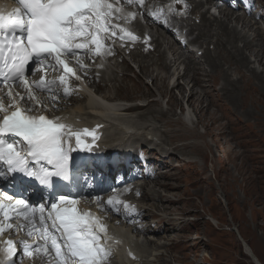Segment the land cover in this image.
Segmentation results:
<instances>
[{
	"label": "snow or ice",
	"instance_id": "obj_1",
	"mask_svg": "<svg viewBox=\"0 0 264 264\" xmlns=\"http://www.w3.org/2000/svg\"><path fill=\"white\" fill-rule=\"evenodd\" d=\"M19 5L13 11L4 13L0 11V83L8 88V103L5 105L4 97L0 96V165L6 166V172L0 171V179L8 180L7 173H21L23 177L38 182L45 190L53 187V178L69 180L70 153L75 151L69 145V140L74 136L77 146H83L91 150V146L83 144L81 133L74 131L70 126L59 123L56 120L48 119L44 115L30 116L27 113L35 110L36 106L43 107L44 101L37 98L33 91V85L26 77V66L30 61L39 64L40 70L46 68L56 69L61 66L64 75L59 77V84L64 86V94H69L65 76L73 73L66 60L69 57L83 54L77 50L89 48L88 43H79L80 40H91L95 46L94 54L100 55L102 44L97 37L103 31H112L108 21L113 12L120 9L113 8L108 0H15ZM139 3L141 6L144 0H129ZM132 18L135 14H130ZM127 19V18H126ZM125 35L135 40L131 32L120 29ZM123 38V37H121ZM110 54V53H109ZM54 60L55 63H51ZM83 69L84 65L77 61ZM74 74V73H73ZM79 79V77H76ZM23 84L27 99L32 103L28 107H22L21 103L25 96L19 92H13L11 85ZM57 85L56 80L46 81L41 76L35 82V89L41 92L52 93V99L58 97L52 89ZM84 132L97 139L94 130L85 129ZM19 137L20 143L6 139V137ZM31 158L32 164H29ZM23 191L27 189L23 188ZM5 199H0V236L5 232L20 231L27 229V235L31 237L33 231L40 229L28 228L27 224H33L35 209L24 197L16 198L13 195L2 194ZM99 201V197H96ZM14 201V203H6ZM108 205L116 208L122 204L119 200L109 199ZM78 201L68 199L61 195L59 204L52 203L49 218L53 219V225L58 222L62 229L64 238L63 248L67 249L65 255L57 240H51V247L55 249L56 258L59 264H106L111 254L109 248L101 243L107 235V226L100 217L90 212H81L77 208ZM63 205V207H61ZM128 211L135 209L123 204ZM41 223L44 221L43 212L45 206L39 208ZM54 214V217H53ZM22 217V220L19 219ZM15 225V228H14ZM41 239L45 240L44 245L35 246L25 244L23 241L24 255L35 257L37 255H48L47 235L41 232ZM16 242L12 239L3 241V252L10 260L16 255ZM3 264V261H0Z\"/></svg>",
	"mask_w": 264,
	"mask_h": 264
},
{
	"label": "rangeland",
	"instance_id": "obj_2",
	"mask_svg": "<svg viewBox=\"0 0 264 264\" xmlns=\"http://www.w3.org/2000/svg\"><path fill=\"white\" fill-rule=\"evenodd\" d=\"M232 24L234 25L229 27L230 31L232 32L233 29H236L235 26H238L237 30L240 31L239 33L245 35L252 45L251 47L244 46V50L241 41H238L236 44V41H233L230 37H225L223 38V42L226 44L225 47L227 48L225 52L233 53L235 56H240L241 54L240 58H243L242 56L244 55L242 54L245 53L246 63L243 65L245 70L243 68L242 72L245 75L247 74V78L250 77L253 84L260 89L257 84L264 85V43L263 40L256 37V31L264 35V25L256 24L248 30L246 28L242 29L241 25H236L235 23H228V26ZM202 28L203 27H201L203 33L204 28ZM197 33H199V31ZM236 38L237 40L241 39L240 35ZM206 41L205 39V42ZM229 41L232 42V44ZM214 48V45H209V47H207L210 58L207 57L206 59H210L211 61H205L203 55L200 61H198L200 63V68L207 70V73L211 76H219L221 85L223 83V75H228L233 82L241 80V75L236 70L235 63L229 62L225 64L221 62V60H217L215 56L218 55V52H215ZM216 66H219L220 69L222 68L221 70H223L224 73L221 74V70L215 69ZM209 69L210 71H208ZM226 69L230 70L228 71ZM252 70L258 73L259 78L255 76ZM124 72H128L127 74L130 75L131 78H138L139 76L134 69H126ZM225 72H228V74H225ZM141 78L142 79L138 80L133 79V81L135 80V83H137L139 87H145L148 91H151L150 96L146 98L154 101L156 95L158 96L157 92L149 83V80L143 77ZM117 79H121V77ZM216 87L219 88L220 85H216ZM170 88L169 86V89ZM184 92H186V90ZM168 94L163 98L167 99V97H169L170 102L165 106V101L161 100L160 108L166 111L171 102L177 103V108L175 107L173 111L175 116L172 117V120L178 121V129L180 127L191 129L192 126H194L193 124H195L197 125L196 130L199 135L205 134L208 123L209 129H212L209 136L205 137L203 140L198 138H195L197 140H192L195 141L196 145L200 146L201 155L197 154L198 157L196 158L195 155L191 156V153L187 155L189 158L186 160L193 161L195 164L192 166L193 162H190L188 168L181 171L176 169L168 170V172H170L168 176L171 177L169 178L171 185L167 182L166 184L164 183L170 194H174L176 196L175 198L182 199L178 208L184 212L182 213L184 215L182 219L185 221V227L188 229L186 232L182 233V235L184 234L186 236L183 238L185 245H179L178 248H175L174 255H179V261L184 264H253L251 259H249L243 251L242 244L238 237L239 234L241 237L243 236L242 238L253 250L261 264H264V131L257 134L254 127L256 124L254 116L261 112L264 114V92L262 88L260 89L261 99L259 98V100L258 97H256L259 103H253L252 105L249 103L246 110L240 109V101L237 99L238 93L232 96L230 98V104L233 102V106L231 107L232 111L228 112L227 119L220 120L213 125H211V121L208 119V117L212 115V113H210L213 112L212 110L206 113H199L194 106L187 107V105L185 107L183 103L184 98H181L182 95L178 90L176 91V89ZM140 95L142 94L136 92L135 95H132L130 100L127 101L134 102L135 100L133 99L137 97V99H139ZM184 97H186V94H184ZM197 98L203 101L204 104H202V108L206 106L202 98ZM179 101H181V103H179ZM141 102L145 103V105L147 104V101ZM182 111L188 113L191 121L194 120L191 125L187 126L182 122ZM248 111L251 113L249 112V114ZM217 115L220 116V112H217ZM132 116L136 115L134 114ZM262 123H264V120H259V128ZM162 128L159 129V131L161 130L160 133L154 136L156 142H160L157 140H160L161 137L164 139L163 135H167L169 131V128L164 126ZM253 140L258 141V145L251 144L250 142ZM187 142H189V140H187ZM191 144L193 145L194 143ZM172 187H174V189ZM163 190L159 192L163 193ZM210 215L215 219H212ZM170 218H175V216H170ZM172 228L175 229L176 227ZM235 231H237V233ZM175 233L177 232H173L172 234ZM159 239V243H165L161 237ZM180 248L183 249L182 252H178ZM160 252L163 251L161 250ZM149 259L151 258L149 257ZM172 264H175L174 260Z\"/></svg>",
	"mask_w": 264,
	"mask_h": 264
},
{
	"label": "bare ground",
	"instance_id": "obj_3",
	"mask_svg": "<svg viewBox=\"0 0 264 264\" xmlns=\"http://www.w3.org/2000/svg\"><path fill=\"white\" fill-rule=\"evenodd\" d=\"M203 23H204V30L206 32V36L202 35L201 40H205L206 38H208V46L211 44L214 45L215 46L214 51L218 52V55L215 56L216 59L219 61L221 60V62H223L225 64L229 63V62L235 63L236 70L241 75V78H240L241 80H238L237 82H233L229 78L228 75H223V81H222L223 83L221 85L219 76H213V75L211 76V75H209V73H207V70L202 69V68H197V66H199L200 63L195 62L194 59H191L189 61V65H187L188 70L186 72H184L182 74L180 73L181 75L178 74V76L180 78L185 79V82H186L185 85L190 86L189 95H188V102H187L188 106L187 107L194 106L197 108V111L199 113L200 112L206 113V112H210L212 110L213 112H210V113H212V115H210V117H208V119H209V121H211V125H213L215 123H218L220 120H223V119L226 120L227 119L228 112L232 111L231 107L233 106V104H232L233 102L230 104V98L232 96H234L235 94L238 93L237 99H238V101H240V109L246 110L248 108L247 106L249 103H251V105L253 103H259L258 99L259 98L261 99L260 89L262 88V91L264 92V85L257 84L260 87V89H259L256 85L253 84L250 77L247 78V76H246L247 74L245 75L242 72V70L244 68L243 65L246 63L245 53L242 54V55H244V56H242L243 58H240L241 54H240V56H235L233 53L232 54L227 53V52H225V50L227 49L225 47L226 44L223 42V38L230 37L231 39H233V41H236L235 42L236 44L238 41H241L243 43V49L244 50H245L244 46H248V47L250 46L251 47L252 43L247 39V37L245 35L240 34L236 29H233V28H232L233 31L232 32L230 31L228 23L229 24L235 23L236 25H241L242 29L246 28L248 30H250L253 26L249 25V23H247L245 20H243L239 17L232 19L231 16H229V15H224V21L223 22H215L214 21V22L210 23L204 19ZM213 31L216 33L212 34ZM209 32H211V33L209 34ZM239 35H240L241 39L237 40L236 37ZM256 37H258L260 40H263V43H264V35L263 34L256 31ZM156 43L158 44V48H161L160 43L158 41ZM230 43L232 44V42H230ZM232 46H234V45H232ZM234 49H235V47H234ZM258 49H260V48H258ZM237 51H239V50H237ZM175 53H176V51L173 50L172 57H174ZM209 55L210 54L207 53L206 56L208 58H210ZM161 56H162V61H163L162 64L160 66L156 65L155 69H152V68L150 69V67H152L154 65V63H152L150 66L142 67L140 69V78L143 77V78H146L147 80L150 79L152 81V86L154 87L158 96L164 97L169 92L173 91V89H171V88L169 90V86L167 85V81L171 76V72H170L171 66H176L179 59L174 58V61L172 63L167 64L165 62V58H164L163 54H161ZM206 60H210V59H205V61ZM205 61H204V63H205ZM138 63L141 64V63H143V61L140 60ZM210 63H212V62H210ZM210 63H208V64H210ZM227 68H229V67H227ZM215 69L221 70L222 68L220 69L219 66H216ZM226 70L229 71L230 69H226ZM244 70H245V68H244ZM208 71H210V69ZM252 71H253V73H255V76L257 78H259L258 73L255 70H252ZM213 73H215V72H213ZM222 73H224L223 70H221V74ZM217 74H218V72H217ZM225 74H228V72H225ZM129 76L127 74H124V76L120 80H117V78H113L111 80L112 85L110 86V89L107 92H104L103 98H105L107 100L118 99V100L128 102L127 100H130L132 95H135L136 92H139L142 95L139 96V99H137L138 98L137 97L133 100L140 101V102L141 101H147V104L144 105V107H142V108L137 107V106L126 107L124 110H121V111H112V110H105V109H103V107H101L102 105L95 104L92 100H89L88 107H90L91 110H88L84 106H78L77 108H75L74 113H77L80 115H83V114L89 115V114L95 112L101 116L109 117V118H107V121L111 120L110 118H114L113 120L130 123L135 129H137L139 131H144V134L142 135V138H144V139H146V138L143 136H145L147 133H149V134L153 133L154 136H156V134L160 133L161 130L159 131V129L162 128L163 126L166 128H169L167 135H163L164 139L160 136L161 139L157 140L160 142H158V144L156 143L158 147L163 149V155L165 154L164 158L162 160V166H165L167 170L176 169L179 171L188 168L190 162L192 163L193 161H187L186 159L189 158L187 155L192 153L191 156L195 155L196 158L198 157L197 154L201 155L200 146L196 145L195 141H192V140H197L195 138L203 140L205 137H208L209 134L211 133V130H212V129H209V123L207 124V131L203 135H199V133H197V130H196L197 125H195V124H193L194 126H192L191 129L186 128V127H180L178 129V127H177L178 121L172 120V117L175 116V114H173V111H174L175 107L177 106V103L171 102L169 104L168 108L166 109V111L161 110V108L159 106V102L157 100L151 101L148 98H146V97L150 96L151 91H148L145 87H139L137 85V83H135V80H138V78H135V80L133 81V79H131ZM256 77H254V78H256ZM111 82H109V83H111ZM216 85H220V87L217 88ZM175 89L178 90L182 96L184 95V86L183 85H180L178 83L175 85ZM197 97L202 98L205 101L206 106H204L202 108V104H204V103L201 99H199ZM256 97H258V99ZM141 98H142V100H141ZM233 100H234V98H233ZM178 106H179V103H178ZM139 110H142V111L139 112ZM217 112H220L221 115L218 116L219 114L217 115ZM249 112L250 111H248V113ZM134 114L136 116H132ZM252 115H254V114H252ZM254 117H255L254 119L256 120V124L254 125V127L256 129V133L258 134L259 132L264 131V123H262L261 127L259 128V120H264V114H262V112H261V113H258L257 115H255ZM227 125H228V123H227ZM230 125H232V124H230ZM127 131H129V130H127ZM108 137L111 141H114V140L115 141L116 140L124 141L130 137V134L127 137H125L122 133L121 128L119 126L115 125L113 127L108 128ZM117 137H119V139H117ZM187 140H189V142H187ZM155 142H156V139H155ZM191 143H194V144L192 145ZM250 143L253 145H258V141H256V140H253ZM243 147H244V145H243ZM165 149H169L171 152H166ZM261 149H263V148H261ZM176 164H178V165H176ZM194 164L195 163L193 162L192 166ZM192 168H194V167H192ZM215 175H216V173H215ZM203 177H205V176H203ZM165 180L167 182V181H169V178L166 177ZM165 184L162 182L156 183V185L159 186L162 190L164 189L163 190L164 194L160 193L159 191H154L151 194H146L145 198L148 200H151V201H155V199H157V198L161 199L160 205L152 204V206H151L155 209H158L159 211H161L163 213L161 218L157 219L158 221H160L162 223L160 225L158 224V226H160V227L166 226L164 231H166L168 233H172V231L174 229L172 227H176L177 225L180 227V230H179V232H177L175 234H171L170 236L166 237V241L168 242L167 244L157 245L153 241L151 243H149V246L155 250H159V249L164 250L163 254L154 255V261L152 264H172L173 260L179 261L180 258L177 257L176 255H174V250H175V248H178L179 245H182V243H183L182 240H183V238L186 237L184 234L182 235V233H184L188 230L185 227V221L182 218H179V216H184L182 214L184 212L178 208V206L182 202V199L175 198L176 196L174 194H170L167 191ZM172 188L174 189V187H172ZM177 188H178V186H177ZM187 212H189V211H187ZM146 214H147V210H146ZM170 216H175V218H170ZM210 217H212V219H215L211 215H210ZM153 218L156 219V217H153ZM157 231H160L158 229V227H156V229L154 231H152L151 236L159 235V234H156ZM164 231H163V233H164ZM235 232L237 233V231H235ZM238 237H239V240L242 244L243 251H244L245 255L249 259H251L253 264H261V262L256 257L253 250L248 246V244L242 238L243 236L241 237L238 234Z\"/></svg>",
	"mask_w": 264,
	"mask_h": 264
}]
</instances>
